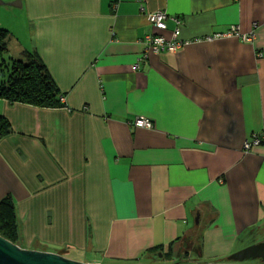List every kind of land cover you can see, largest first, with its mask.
<instances>
[{"label": "crops", "instance_id": "0c3cea01", "mask_svg": "<svg viewBox=\"0 0 264 264\" xmlns=\"http://www.w3.org/2000/svg\"><path fill=\"white\" fill-rule=\"evenodd\" d=\"M174 19L190 44L152 52L146 39L171 40ZM0 27L10 57L36 52L63 95L57 108L0 99L13 129L0 201L14 200L18 245L87 264L157 247L163 264L191 251L210 264L264 241V146L244 149L264 131V0H28L19 31Z\"/></svg>", "mask_w": 264, "mask_h": 264}, {"label": "trees", "instance_id": "16d2710c", "mask_svg": "<svg viewBox=\"0 0 264 264\" xmlns=\"http://www.w3.org/2000/svg\"><path fill=\"white\" fill-rule=\"evenodd\" d=\"M10 32L0 27V99L8 103L23 104L39 108L63 107V95L49 70L36 52H25L20 60L6 59ZM13 133L9 121L0 116V140ZM0 236L18 245L19 220L13 198L8 195L0 201ZM170 252L173 247L170 245ZM67 252L66 250L63 252ZM159 253L168 256L161 247L145 252L140 258L122 264H148L147 259L156 261ZM170 257V256H169ZM152 261V262H153ZM121 264V263H119ZM174 264H195L183 261Z\"/></svg>", "mask_w": 264, "mask_h": 264}, {"label": "water", "instance_id": "95a60500", "mask_svg": "<svg viewBox=\"0 0 264 264\" xmlns=\"http://www.w3.org/2000/svg\"><path fill=\"white\" fill-rule=\"evenodd\" d=\"M0 4L1 1H0ZM163 258V253L158 254ZM229 263L210 264H248V260L264 262V241L244 248L229 258ZM0 264H87L68 258L63 253L26 249L0 236Z\"/></svg>", "mask_w": 264, "mask_h": 264}, {"label": "built area", "instance_id": "2783aa9c", "mask_svg": "<svg viewBox=\"0 0 264 264\" xmlns=\"http://www.w3.org/2000/svg\"><path fill=\"white\" fill-rule=\"evenodd\" d=\"M169 19V16L167 13L163 11H159L156 13H152L149 15V21L151 24L160 32H164L167 30V21ZM176 22L178 28L174 33V36L171 40H168L163 35H157V36H150L146 39V44L148 48L158 54L161 52H168V53H176L178 50H180L185 45L190 44L189 41H183L179 39L180 36V21L177 19H174ZM241 37L239 32L236 29H233L229 31L227 34L219 35L218 37ZM244 40L250 41V37H243ZM132 125L137 128H143V129H153L154 124L150 119H136ZM264 146V131L253 134L249 139H247L244 143V149L245 151H251L255 147Z\"/></svg>", "mask_w": 264, "mask_h": 264}, {"label": "rangeland", "instance_id": "374dc122", "mask_svg": "<svg viewBox=\"0 0 264 264\" xmlns=\"http://www.w3.org/2000/svg\"><path fill=\"white\" fill-rule=\"evenodd\" d=\"M2 4H0V26L1 25H6L10 26V28H12V30H17L19 31L22 28V24H23V20L24 18L27 17V13H28V0H25V12L21 11L22 9H18L16 6H18L17 1L19 0H0ZM14 54V53H13ZM11 55V54H10ZM9 52L7 55L4 54V57L6 59H8V57L10 58ZM2 61V55L0 54V64ZM199 243L201 242V240H197ZM19 242V239H18ZM37 241L34 242H30L32 245L34 243H36ZM262 242V241H260ZM258 242V243H260ZM21 244L20 247H24L23 243L20 242ZM37 247V246H36ZM61 250H63V248H61ZM60 253H63L62 251ZM64 255L66 254L63 253ZM191 258L190 260H194L195 263L198 262L196 260V256L194 255V253L191 251ZM194 255V256H193ZM69 257L73 258V254H70ZM156 261L153 262H149L148 264L154 263V264H163V263H167V259L164 258H155ZM184 261V259L182 260ZM203 262V261H202ZM119 263H123V262H119ZM245 263H250V264H264L263 261L261 260H248Z\"/></svg>", "mask_w": 264, "mask_h": 264}]
</instances>
